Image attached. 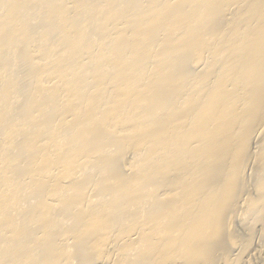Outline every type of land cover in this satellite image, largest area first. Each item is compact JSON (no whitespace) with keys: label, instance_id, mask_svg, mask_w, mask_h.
Returning a JSON list of instances; mask_svg holds the SVG:
<instances>
[{"label":"bare ground","instance_id":"6f19581e","mask_svg":"<svg viewBox=\"0 0 264 264\" xmlns=\"http://www.w3.org/2000/svg\"><path fill=\"white\" fill-rule=\"evenodd\" d=\"M257 231L264 0H0V264H245Z\"/></svg>","mask_w":264,"mask_h":264},{"label":"rangeland","instance_id":"374dc122","mask_svg":"<svg viewBox=\"0 0 264 264\" xmlns=\"http://www.w3.org/2000/svg\"><path fill=\"white\" fill-rule=\"evenodd\" d=\"M234 228L239 235H242V236L245 235V234H243L238 221L234 222ZM259 244H262V245H259ZM249 245H250V250H249L250 254L248 256V258H249L248 262L249 263L246 261L245 264H260V263H262L261 261H262L263 256H264V241L261 239L259 240L258 231L253 233V236L250 240ZM248 258H247V260H248Z\"/></svg>","mask_w":264,"mask_h":264}]
</instances>
